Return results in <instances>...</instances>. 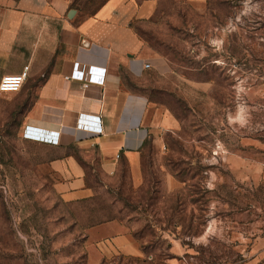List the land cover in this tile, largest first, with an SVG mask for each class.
Listing matches in <instances>:
<instances>
[{
	"label": "rangeland",
	"instance_id": "374dc122",
	"mask_svg": "<svg viewBox=\"0 0 264 264\" xmlns=\"http://www.w3.org/2000/svg\"><path fill=\"white\" fill-rule=\"evenodd\" d=\"M106 1L67 0L82 17ZM161 1L136 27L174 68L152 76L149 93L181 128L147 146L139 179L63 200L49 151L26 136L40 79L29 73L20 91L0 94V264H241L264 246V0ZM23 38L12 61L31 71L38 36ZM110 220L134 226L144 255L92 262L88 231Z\"/></svg>",
	"mask_w": 264,
	"mask_h": 264
},
{
	"label": "crops",
	"instance_id": "0c3cea01",
	"mask_svg": "<svg viewBox=\"0 0 264 264\" xmlns=\"http://www.w3.org/2000/svg\"><path fill=\"white\" fill-rule=\"evenodd\" d=\"M1 4L8 5L0 9L1 77L19 72L28 61H12L23 34L38 36L29 45V62L30 76L40 84L25 123L58 132L57 144L40 143L49 151L47 163L59 178L54 187L63 200L90 199L94 185H121L126 174L139 179L147 146L160 144L165 133L181 128L177 114L149 93L150 78L173 76L174 68L168 58L147 50L136 27L154 18L162 1L107 0L92 15L82 17L76 9L72 18L67 0ZM75 64L104 68V82L84 87L81 80L67 78ZM195 86L208 89L204 82ZM87 117L100 118L102 132L84 129ZM133 230L122 220L91 227L87 237L92 262L114 254L144 255ZM167 264L186 263L168 259ZM241 264H264V246L256 244Z\"/></svg>",
	"mask_w": 264,
	"mask_h": 264
},
{
	"label": "built area",
	"instance_id": "2783aa9c",
	"mask_svg": "<svg viewBox=\"0 0 264 264\" xmlns=\"http://www.w3.org/2000/svg\"><path fill=\"white\" fill-rule=\"evenodd\" d=\"M150 64H147L149 67ZM30 73V66L25 65L23 69L16 73H6L0 79V94L15 93L20 91L25 85ZM105 69L100 67H91L82 64H75L73 71L67 78L79 79L83 82L84 87H88L92 83H103ZM99 119V121H98ZM84 129L100 133L102 125L100 118H85L83 121ZM26 136L35 141H41L50 144L59 142L57 131H49L38 127H27Z\"/></svg>",
	"mask_w": 264,
	"mask_h": 264
},
{
	"label": "water",
	"instance_id": "95a60500",
	"mask_svg": "<svg viewBox=\"0 0 264 264\" xmlns=\"http://www.w3.org/2000/svg\"><path fill=\"white\" fill-rule=\"evenodd\" d=\"M75 13H76V9H70V11L68 12V17L70 18L74 17Z\"/></svg>",
	"mask_w": 264,
	"mask_h": 264
}]
</instances>
